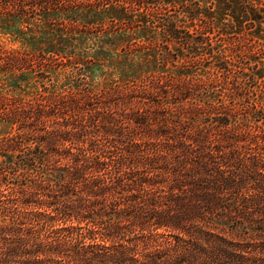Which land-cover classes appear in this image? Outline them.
Segmentation results:
<instances>
[{
	"label": "trees",
	"instance_id": "16d2710c",
	"mask_svg": "<svg viewBox=\"0 0 264 264\" xmlns=\"http://www.w3.org/2000/svg\"><path fill=\"white\" fill-rule=\"evenodd\" d=\"M101 6L140 34L152 29L163 36L161 62L151 69L148 58L140 59L99 91L78 87L62 107L9 117L11 124L22 120L24 134L0 147V264H264L259 96L249 89L248 96L243 77L221 74L229 71L225 63H216L218 74L209 78L189 66L219 52L213 28L203 19L198 25L200 9L132 10L131 17L110 0L82 7L53 1L36 14L57 13L72 26L81 10ZM19 8L0 21L24 24ZM247 13L245 21L255 25ZM31 22L36 18L27 27ZM66 30L55 41L60 50L47 53L79 44L77 31ZM97 67L93 61L88 68ZM215 86L229 103L209 95ZM33 130L41 135L31 140Z\"/></svg>",
	"mask_w": 264,
	"mask_h": 264
},
{
	"label": "rangeland",
	"instance_id": "374dc122",
	"mask_svg": "<svg viewBox=\"0 0 264 264\" xmlns=\"http://www.w3.org/2000/svg\"><path fill=\"white\" fill-rule=\"evenodd\" d=\"M53 1L76 7L97 6L99 3V0H0V17L7 12H16L21 6L28 17L24 19L25 22L31 18L37 20V24L31 22L29 27L25 22L20 25L19 20L16 23L0 21V147L11 137H23L24 132L19 129L23 126L22 120L17 119L11 124L9 118L16 112L41 106L62 107L63 103H68L75 96L73 90L78 87L81 90L99 91L107 80H114V74L126 66L138 65L142 61L140 59L148 58L153 65L151 69L157 65L156 60L161 62L165 44L163 36L159 38L157 31L143 29L142 32H146L140 34L136 24L118 21L116 13L103 10L102 6L99 11L81 10L77 17L79 21L72 26L67 17L58 16L57 13L51 12L45 16L36 14L40 5H49ZM142 1L110 0L113 5L128 7V13L135 10L148 14L157 8L156 11L162 15L200 9L197 22L203 19L213 28L212 36L219 52L212 59L202 57L196 63L191 59L189 66L194 67L196 75L209 78L218 74L214 68L216 63H225L229 71L221 74L243 77L242 87L247 89L248 96H252V90L264 106V14L258 10L260 7L264 11V0H145L150 2L149 5L140 3ZM241 5L249 7L248 13ZM256 10L262 15L258 16ZM246 13L256 22L255 25L250 24L252 21H245ZM121 15L123 19L129 18V15ZM130 16L134 15L131 13ZM72 19L71 16L70 21ZM63 28H67L68 32L77 31L73 39L80 40L79 44L67 43V47L62 48V54L47 53V48L60 50L55 41ZM150 40L157 41L150 43ZM237 46L240 47L238 52ZM93 61L98 65L95 72L88 68ZM147 67L145 64L144 71H147ZM86 69L93 73V80L92 75L85 72ZM22 74L28 75L27 80L20 78ZM254 76L257 82L252 80ZM221 88L215 86L209 93L211 97L222 98L220 101L223 103L218 105L229 103L225 98L226 91ZM33 125L36 127L35 123ZM53 129L49 125L46 131ZM32 135L31 140H34L40 137L41 132L33 130ZM31 143L34 146V141ZM0 155L5 154L1 151Z\"/></svg>",
	"mask_w": 264,
	"mask_h": 264
}]
</instances>
